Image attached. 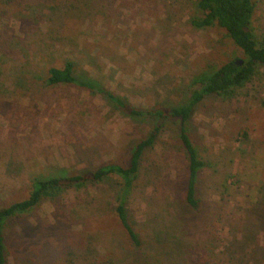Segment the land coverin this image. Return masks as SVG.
I'll list each match as a JSON object with an SVG mask.
<instances>
[{"label": "rangeland", "instance_id": "rangeland-1", "mask_svg": "<svg viewBox=\"0 0 264 264\" xmlns=\"http://www.w3.org/2000/svg\"><path fill=\"white\" fill-rule=\"evenodd\" d=\"M199 17L197 0H0V206L35 177L126 167L158 124L79 85L47 86L49 68L70 61L78 81L139 109L182 105L195 74L243 59L222 29L190 24ZM252 23L263 40L264 0ZM162 125L126 205L138 250L114 213L117 185L87 180L8 221V264H264V68L186 123L203 163L195 207L177 129Z\"/></svg>", "mask_w": 264, "mask_h": 264}, {"label": "trees", "instance_id": "trees-1", "mask_svg": "<svg viewBox=\"0 0 264 264\" xmlns=\"http://www.w3.org/2000/svg\"><path fill=\"white\" fill-rule=\"evenodd\" d=\"M257 4L258 0H197L200 17L190 21V24L202 29L213 26L222 29L241 51L243 59L241 65L235 60L218 68L209 67L208 70L195 74L192 78V84L196 85L197 89L191 92L185 103L176 107L157 106L152 109L133 107L124 97L122 98L92 83L78 81L74 73V65L70 61L65 62L60 68L51 67L47 70L44 79L47 86L79 85L106 98L109 103L128 116L146 117L158 122V124L143 140L135 145L126 167L117 164H105L96 168L88 177L78 174L49 178L35 177L31 179L30 192L25 199L0 206V264H8V245L4 229L9 220L30 213L44 199L58 195L64 188L84 183L87 180L96 183L112 180L117 185L114 213L131 246L138 250L142 246V242L129 224L126 205L139 175L142 155L146 149L154 145L164 123H170L177 129L178 138L185 150L187 159L185 200L190 207L197 205L195 183L203 163L189 138L186 123L199 103L212 97L225 98L231 96L236 88L241 87L255 74L257 68H264V38L261 40L256 36L252 23ZM108 262L114 264V260H108ZM102 264L108 263L103 261Z\"/></svg>", "mask_w": 264, "mask_h": 264}, {"label": "water", "instance_id": "water-1", "mask_svg": "<svg viewBox=\"0 0 264 264\" xmlns=\"http://www.w3.org/2000/svg\"><path fill=\"white\" fill-rule=\"evenodd\" d=\"M238 64H239V65H241V64H242V62H241V61H238Z\"/></svg>", "mask_w": 264, "mask_h": 264}]
</instances>
